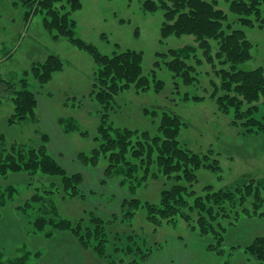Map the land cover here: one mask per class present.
<instances>
[{
	"label": "rangeland",
	"instance_id": "obj_1",
	"mask_svg": "<svg viewBox=\"0 0 264 264\" xmlns=\"http://www.w3.org/2000/svg\"><path fill=\"white\" fill-rule=\"evenodd\" d=\"M145 1L147 0H81L83 8L72 15L78 25V38L93 44L108 56L126 50L143 52V74L149 76L156 70L158 79L165 83L161 93L154 91L153 84L146 93H138L134 88L122 93L107 112L108 124L120 129L156 133L159 118L154 120L145 115V109L154 113L178 114L188 124L182 128L178 138L181 146L195 153H206L213 149L212 160L218 159L222 168L221 173L205 169L197 172L198 182L191 189L196 197L204 196L207 186H212L215 191L236 190L252 183L254 188H259L261 199L264 198V135L245 134L241 126L233 125L235 114L219 112L216 100L211 98V93L214 92L212 82L221 86L222 77L219 72L222 69L230 70L231 66L223 64L217 58L213 64L207 63L203 50L199 49L194 37H170L162 40L161 27L165 21V12L160 10L147 13L143 9ZM220 8L228 16L225 29L231 25L232 30H244L253 45L251 60L237 66V70L253 71L263 67L264 24L257 22V17L253 16L254 27L244 28L238 21L239 16L230 11V4L221 1ZM261 9L264 19V5ZM27 13L28 9L17 0H0V136L5 138L7 144L4 152L9 154L13 143L38 147L42 143V135H49L50 154L57 156L68 173L79 172L84 175L82 190L86 199H68L70 195L63 190L59 177L43 174L32 176L28 173L10 174L6 177L0 175V189L7 190L13 186L18 191L14 194L13 201L10 200V192L6 191L5 203L0 206V264H10V261L26 254H30L28 264H106L70 233L53 231L51 223L43 231L34 225L38 216L58 221L54 212L47 215L42 213L44 205L33 201L35 194L49 198L48 207L57 208L62 218L74 223L84 217L85 211H96L98 216L104 218L119 213L123 200L131 196L119 186L117 178L104 185L100 183L107 166L105 159L97 167L84 166L77 159L79 154L91 155L99 146V127L106 113L90 97L98 70L93 58L73 47L67 40L54 41L43 28V15L32 13L27 19ZM211 44L215 56L218 44L216 41H211ZM189 45L198 47L197 57L203 63L196 66L194 84L186 85L182 79L175 78L165 66L167 60H160V67H154L158 61V53L167 54L170 50ZM49 55L61 57L65 62V69L43 87L34 80L30 81L31 89L39 93L38 122L10 125L8 120L14 113L13 94L6 91L5 84L17 85L26 70L34 63L44 62ZM191 64L195 65L194 59ZM185 95L205 99L201 102H186L183 100ZM221 95L224 94L221 92ZM262 103L264 99L260 100V104ZM248 107L246 105L244 109L247 110ZM263 112L261 110L258 116L261 117ZM60 118L74 121L81 132L88 133V137H83L78 132L66 134L58 124ZM174 183H177L175 179L164 176L153 178L146 187L137 190L135 198L143 203L159 204L161 192ZM55 187L60 190L53 191L52 194L45 192V189L52 191ZM253 198L254 196L249 197L237 207L228 202L224 204L222 211L219 209L223 207L215 209V219L210 222L213 226L220 224L222 229L227 228L224 253L218 254L208 249L211 243L216 242L212 236L192 237L187 222L181 218L175 223L162 220L161 226L156 228L154 224L148 223L144 209L136 213L131 223H118L110 229L125 234H139L150 245L162 243L163 248L148 261L161 254L165 246H168L170 249L163 260L168 262L169 259V264H177L172 258L177 254L174 242L177 237H181L186 243L194 241L198 248L194 258L213 254L226 260L225 264H254L255 261L244 248L256 237L264 236V220L249 219L242 212L247 209L249 214L258 217V213L254 212ZM26 202L31 207H23ZM189 217L193 222L199 219L197 212H189ZM63 253L64 255H59Z\"/></svg>",
	"mask_w": 264,
	"mask_h": 264
},
{
	"label": "trees",
	"instance_id": "obj_2",
	"mask_svg": "<svg viewBox=\"0 0 264 264\" xmlns=\"http://www.w3.org/2000/svg\"><path fill=\"white\" fill-rule=\"evenodd\" d=\"M17 1L28 9L27 19L32 13L43 15V28L54 41L67 40L73 47L93 58L98 70L90 97L97 101L106 113L99 127V146L91 155L79 154L77 159L82 165L92 167H97L101 160L105 159L107 166L103 170V180L100 183L104 185L117 178L119 186L131 196L123 200L119 213L104 218L98 216L96 211H85L84 217L74 223L62 218L57 208L50 209L47 204L49 198L35 194L32 197L33 201L44 205L43 208L39 206L42 213L47 215L54 212L58 219L55 222L54 219L48 220L44 216L41 218L38 216L34 222L38 230L43 231L51 223L53 231L70 233L106 264H143L159 252L163 244L150 245L139 234H125L110 229L118 223H131L140 209L146 211L148 223L154 224L156 228L161 226L162 220L175 223L178 218L183 219L191 232L201 237L212 236L216 242L211 243L208 249L218 254L225 251L223 245L226 241L227 228L222 229L220 224L213 226L210 222L215 219L217 207H223L219 209L222 211L224 204L228 202L237 207L254 196L253 207L258 217L249 214L247 209L242 212L249 219L264 220V210L260 212L264 209V198L261 199L259 188H254L252 183L236 190L215 191L212 186H207L204 189L205 195L196 197L191 189L198 182L197 172L205 169L221 173L222 168L218 159L212 160L213 149L206 153H195L181 146L178 138L182 128L188 124L178 114L154 113L145 109V115L153 117L154 120L159 118L156 133L120 129L108 124L107 112L122 93L133 88L138 93H146L151 90L152 84L156 93H161L165 88V83L158 79L156 70L149 76L143 74V52L126 50L108 56L101 53L93 44L78 38L76 35L78 25L72 15L83 8L81 0ZM221 1L230 4V11L239 16L238 21L242 27H254L253 16L257 17V22L264 24L261 9L264 0H147L143 4V9L147 13H156L160 10L165 12V21L161 27L162 40L170 37H194L199 49L203 50L207 63L213 64L217 58L223 64L231 66L230 70L222 69L219 72L222 77L221 86L212 82L214 92L211 93V98L216 100L219 112L235 114L233 125L241 126L245 134L264 135V112L261 117L258 116L261 110L264 111V103L260 104V100L264 99V66L253 71L237 70V66L251 60L253 45L247 39L244 30H232L231 25L225 29L228 16L220 8ZM211 41L218 44L215 56ZM197 52L198 47L189 45L170 50L167 54L158 53L156 55L158 61L154 67H160V60H167L165 66L175 78L182 79L186 85L194 84L196 66L203 64L197 57ZM193 59L195 65L191 64ZM64 69L65 62L61 57L49 55L44 62L34 63L26 70L17 85L5 84L6 91L13 94L14 113L8 120L10 125L38 122L39 93L31 89L30 81L34 80L43 87ZM221 92L224 95H221ZM204 99L188 95L183 98L186 102H201ZM246 105H249L247 110L244 109ZM58 124L63 127L66 134L78 132L81 136L88 137V133L81 132L74 121L60 118ZM41 139L42 143L38 147L13 143L11 152L6 155L4 151L7 144L5 138L0 136V175L6 177L10 174L28 173L32 176L43 174L59 177L63 190L70 195L68 199H86V194L82 190L84 175L79 172L68 173L57 156L50 154L49 135L44 134ZM160 176L175 179L177 183L161 192L159 204L143 203L135 198L138 189L146 187L149 180ZM58 190L60 188L55 187L52 191L45 189V192L54 193L53 191ZM6 191L10 192L12 201L15 198L14 194L18 193L13 186L7 190L0 189V206L5 203ZM30 205L26 202L23 207ZM189 212L198 213L199 219L195 221L196 223L189 217ZM244 251L255 261L254 264H264V236L256 237ZM29 259L30 254H26L10 261V264H28Z\"/></svg>",
	"mask_w": 264,
	"mask_h": 264
},
{
	"label": "crops",
	"instance_id": "obj_3",
	"mask_svg": "<svg viewBox=\"0 0 264 264\" xmlns=\"http://www.w3.org/2000/svg\"><path fill=\"white\" fill-rule=\"evenodd\" d=\"M191 235H193L192 237H194L197 234L192 232ZM174 243H176L177 254L172 258L176 260L177 264H225L226 263V260H224L222 257L214 256L213 254L212 255L210 254V256H205L204 258L202 257L194 258L193 255H195V252L198 250V248L195 247L193 240H189V242L186 243V241L183 238L177 237ZM169 249L170 248H168V246H165V250L161 254L155 255L150 261L145 262L143 264H169L168 263L169 259L168 262L167 261L165 262V260H163V258L166 257L165 255L169 251ZM59 255H64V253Z\"/></svg>",
	"mask_w": 264,
	"mask_h": 264
}]
</instances>
